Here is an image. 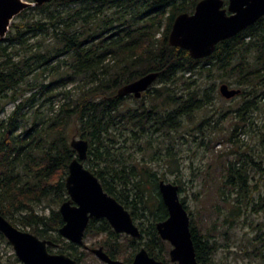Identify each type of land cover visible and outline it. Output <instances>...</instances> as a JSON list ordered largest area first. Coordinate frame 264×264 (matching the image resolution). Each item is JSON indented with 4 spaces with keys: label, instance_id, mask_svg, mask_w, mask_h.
Wrapping results in <instances>:
<instances>
[{
    "label": "trees",
    "instance_id": "trees-1",
    "mask_svg": "<svg viewBox=\"0 0 264 264\" xmlns=\"http://www.w3.org/2000/svg\"><path fill=\"white\" fill-rule=\"evenodd\" d=\"M192 8L187 0H49L13 19L0 37V112L14 102L0 116L1 214L40 237L61 236L59 207L69 197L66 177L78 154L70 143L73 129L89 141L85 165L134 219L138 204L146 210L152 198L147 215L165 219L169 212L159 182L173 180L181 190V150L198 140L195 132L204 121L216 126L208 113L202 120L198 115L218 95L219 79L241 88L242 99L231 108L229 138L239 146V130L253 123L264 98V39L245 40L242 33L196 58L168 39L177 14ZM155 70L160 74L140 97L118 93L123 84ZM69 82L75 83L68 87ZM199 144L210 148L203 138ZM231 153L237 156L224 166L225 184L243 197L240 206H249L242 157L263 174L264 167L241 148ZM256 205L264 210V199ZM0 236L5 237L2 231Z\"/></svg>",
    "mask_w": 264,
    "mask_h": 264
},
{
    "label": "water",
    "instance_id": "water-1",
    "mask_svg": "<svg viewBox=\"0 0 264 264\" xmlns=\"http://www.w3.org/2000/svg\"><path fill=\"white\" fill-rule=\"evenodd\" d=\"M49 0H0V37L6 36L13 19L26 8ZM223 0H200L193 13L178 14L169 33V43L189 50L196 58L210 55L219 41L234 35L259 17L264 9L259 3L248 5L245 9L228 15ZM160 71H150L139 78L119 87V94L133 93L140 97L156 80ZM220 92L227 98L241 92V88L228 83L220 84ZM71 145L77 156L69 164L66 187L69 199L62 202L59 209L64 224L60 232L67 238L81 242L90 217L108 218L117 231H125L139 236L141 231L135 223L130 210L103 186L98 176L85 165L89 141L73 135ZM159 190L168 208L166 219L158 223L161 235L172 243L171 259L182 264H200L196 258L190 229V213L180 198V187L172 181L160 180ZM0 231L12 243L17 256L24 264H77L65 253H51L47 245L50 239H41L30 230L20 228L0 213ZM95 251L110 264H166L151 256L146 248H141L132 263L112 259L101 248Z\"/></svg>",
    "mask_w": 264,
    "mask_h": 264
},
{
    "label": "rangeland",
    "instance_id": "rangeland-1",
    "mask_svg": "<svg viewBox=\"0 0 264 264\" xmlns=\"http://www.w3.org/2000/svg\"><path fill=\"white\" fill-rule=\"evenodd\" d=\"M217 81L219 87L222 81L221 79ZM226 82L232 87H239L236 82L230 80ZM74 83L69 82L67 86L71 87ZM240 99H242L241 94L227 98L218 89V95L214 97L213 103L201 109L198 115L199 120H202V117L208 113V117L212 116L211 124L216 126L211 127L207 121H204L205 127L195 132L198 140L191 139L180 153L182 156L180 198L186 204L192 220L199 226L201 232L204 234L206 232V235L212 234L210 238V244L213 247L210 253L212 264H264V210L256 209L260 206L256 205V202L264 199V174L258 168L259 166L252 164L253 161L248 159L251 163L248 164L246 157H242L249 172L248 195L252 196L253 201L249 206L239 205L237 200L243 197L233 186L226 185L223 177L225 164L237 156L231 153L233 149L241 148L251 153L247 155H252L253 159L264 167V144L261 142L264 133V98L261 108L254 111L253 123H247L243 130H239L236 138L240 143L239 146L233 145V141L229 139L235 122L231 108L237 106ZM128 100L132 104L137 102L132 97ZM13 108L14 102H7L0 116L8 115ZM73 135L79 136L72 129L69 138L71 139ZM187 135L190 137L189 133ZM202 138L210 144L209 149L199 144ZM154 164L161 169L165 167L163 163ZM154 205L153 198L146 210L138 204L137 220H145V215L149 214V209L154 208ZM104 238L105 234L90 235L86 242L96 246ZM119 242L118 256L124 258L129 254L127 252L129 249L126 251L125 248L127 249L131 243L130 235H122ZM85 252V258L81 264H103L94 253ZM0 264H24L6 236H0ZM169 264L179 263L170 260Z\"/></svg>",
    "mask_w": 264,
    "mask_h": 264
},
{
    "label": "flooded vegetation",
    "instance_id": "flooded-vegetation-1",
    "mask_svg": "<svg viewBox=\"0 0 264 264\" xmlns=\"http://www.w3.org/2000/svg\"><path fill=\"white\" fill-rule=\"evenodd\" d=\"M199 1L200 0H187V4H189L190 6L193 5L194 3V8H192L191 11H182L180 13H183V12L193 13ZM223 1H224L223 7L226 8V12L228 15L235 14L238 12L237 9H245L248 5L252 6L255 3H259V7L263 6L261 8L264 9V0H223ZM178 2H186V0H178ZM242 33H244L243 35H245V40L264 39V11L253 22H251L250 24H248L247 26L239 30L234 35H231L230 37H234V36L242 37ZM230 37H227V38H230ZM67 199H69V197ZM144 219L145 220H140V221L137 219H134L135 223L138 225L141 231V234L139 236H134L125 231H117L114 229V227L112 226L108 218L103 217V216H94V217H90L88 224L84 231L83 240L81 242L73 241L65 237L60 232V227L62 225L59 227V233L61 234V236L58 237L57 240H54L52 238H47V237H40L39 235L38 237H40L41 239H50L53 241V244L47 245L48 250L51 253H65L69 255L70 257L74 258L77 261V264L82 263L86 255L85 251L94 253L95 256L102 261L103 264H110L106 259L102 258L95 251V249L97 248H101L102 252L107 254L112 259H119V260L125 261L126 263H132L135 259L136 254L143 247L146 248V250L150 254L149 249H148L149 245L152 246L154 249H156L157 253L165 254V258L157 257V256L150 254L151 256H154L155 258L159 260H163L164 262H166V264H169L170 260L172 262H177L179 264H182L179 261H174L171 259L170 250L173 245L171 241L167 238H164L159 231L158 223L163 221L164 219H161V220L155 219V216L153 215H145ZM190 229H191V234H192V239L194 243V249L196 252L197 261L200 264H212V261H210L211 260L210 253L213 250V247L210 244V238L212 234L206 235V232L205 234L204 232H201V229L199 228V226H197L194 223V220H192L191 214H190ZM100 234H105V238L99 241L100 243L99 245L92 246L86 242L87 238L90 235H100ZM122 235H127V236L130 235L131 243L129 244V247L127 249L125 248L126 251L129 249V251H127L129 253L128 256L124 258H119L118 256L120 253V242L119 241ZM71 244L75 246L74 247L75 249L72 248ZM137 245H139V248L135 250V247H137ZM131 255L132 257L130 258ZM125 258H130V259H125Z\"/></svg>",
    "mask_w": 264,
    "mask_h": 264
}]
</instances>
